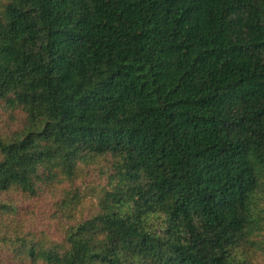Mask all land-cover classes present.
<instances>
[{
	"label": "trees",
	"instance_id": "1",
	"mask_svg": "<svg viewBox=\"0 0 264 264\" xmlns=\"http://www.w3.org/2000/svg\"><path fill=\"white\" fill-rule=\"evenodd\" d=\"M0 264H264V0H0Z\"/></svg>",
	"mask_w": 264,
	"mask_h": 264
},
{
	"label": "rangeland",
	"instance_id": "2",
	"mask_svg": "<svg viewBox=\"0 0 264 264\" xmlns=\"http://www.w3.org/2000/svg\"><path fill=\"white\" fill-rule=\"evenodd\" d=\"M86 187L83 186L82 191L85 189ZM83 194L87 195V198L82 201V203L79 205V207L77 208V213L76 216H79V212L81 211V209L87 210L86 208H91V204H92V200H94V197L91 195V193L89 192H82Z\"/></svg>",
	"mask_w": 264,
	"mask_h": 264
}]
</instances>
